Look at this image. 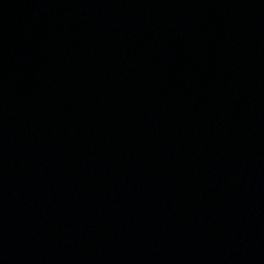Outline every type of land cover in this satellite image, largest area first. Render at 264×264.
I'll return each mask as SVG.
<instances>
[{
  "label": "water",
  "instance_id": "1",
  "mask_svg": "<svg viewBox=\"0 0 264 264\" xmlns=\"http://www.w3.org/2000/svg\"><path fill=\"white\" fill-rule=\"evenodd\" d=\"M0 264H264V0H0Z\"/></svg>",
  "mask_w": 264,
  "mask_h": 264
}]
</instances>
